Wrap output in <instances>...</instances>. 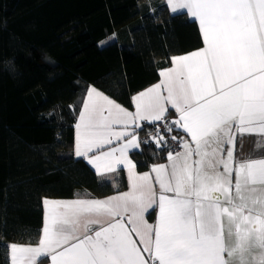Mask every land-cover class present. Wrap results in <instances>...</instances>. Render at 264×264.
<instances>
[{
    "label": "snow or ice",
    "instance_id": "6c2138e0",
    "mask_svg": "<svg viewBox=\"0 0 264 264\" xmlns=\"http://www.w3.org/2000/svg\"><path fill=\"white\" fill-rule=\"evenodd\" d=\"M168 4L198 20L205 47L173 57L161 82L132 98L134 112L89 89L75 125V156L99 174L123 165L129 190L52 204L38 246H9L12 264H264V159L234 158L237 135L264 134V0ZM144 121L190 137L171 136L182 151L152 167L154 180L128 156ZM165 135L154 137L161 150ZM155 207L153 225L145 214Z\"/></svg>",
    "mask_w": 264,
    "mask_h": 264
},
{
    "label": "trees",
    "instance_id": "16d2710c",
    "mask_svg": "<svg viewBox=\"0 0 264 264\" xmlns=\"http://www.w3.org/2000/svg\"><path fill=\"white\" fill-rule=\"evenodd\" d=\"M202 45L198 22L164 0H0V264L10 244L38 242L44 198L126 188L123 170L98 175L74 156L88 86L131 107L172 56ZM143 141L131 153L138 169L167 158V146Z\"/></svg>",
    "mask_w": 264,
    "mask_h": 264
},
{
    "label": "crops",
    "instance_id": "0c3cea01",
    "mask_svg": "<svg viewBox=\"0 0 264 264\" xmlns=\"http://www.w3.org/2000/svg\"><path fill=\"white\" fill-rule=\"evenodd\" d=\"M164 1L167 4V6L170 9V11H172L171 10V7L168 4V0H164ZM178 11H185L186 12V10H177L176 12H178ZM188 16L190 18H192V19H195V18L191 17L190 14H188ZM196 21L198 22V20H196ZM198 25H199V22H198ZM202 39H203V37H202ZM204 47H205V45L203 43V45L201 47H199V48L190 50V51L185 52V53H182V54L174 55V56H172V58L173 57H176V56L183 55V54H188V53H191V52L196 51V50L203 49ZM172 58H171L170 64L167 67H164V68L160 69V71L161 70L168 69V68H171L173 66L172 65ZM160 71H159V73H160ZM162 79L163 78L159 75L158 81H156L155 83L151 84L150 86H148V87H146V88H144V89L136 92L135 94L132 95V98L134 96H136L138 93L147 90L149 87H152V86L160 83ZM89 89H93L95 91L100 92L101 94L107 96L109 99H112L115 103L120 104L123 108H125L128 111H131V112H134L135 111V105H134V102H133V99L132 98H131V104H132V106L131 107H126V106L122 105L121 103H119L118 101H116L113 98H111L110 96H108L107 94H105L104 92H102L101 90H99L98 88H96L95 86L90 85L86 89V93H85V96L83 98L81 108H80V110L78 112V115H77V118H76V121H75V125L78 122L79 113H80V111L83 108V103H84L85 99H87V93H88ZM170 112L172 113L171 114V117H170V122H171V121L175 120L178 117V114L176 113V111H175L174 108H172L171 106H168V111L166 112V116L165 117H167L168 113H170ZM75 125H74V143H73L74 156H75L74 144H75V137H76V132H77V129H76ZM144 125H151V123H149L147 121H144V122H142V127ZM139 130L140 129H137V137H138V140L141 141V136H140ZM178 138H184V139H187V140L190 141V137H187L186 134L182 130L178 132ZM154 141H155V139H154ZM155 144L157 145L156 141H155ZM241 145H242V148H241ZM112 146L113 147L117 146L116 143H115V141L113 142V145ZM139 149H132L128 153L129 159H131L132 162L135 165H136V162L131 157V153L132 152H135V151H138ZM180 151H182V148H180V150L177 151V152H180ZM172 153H176V152H172ZM225 155H226V152H225ZM75 157H77V156H75ZM79 158H83V157H79ZM234 158H235L236 161H239L241 158H243L245 160H248V159H264V134H259V133H253L251 135L246 134V135H244V137H243L242 140L239 137V135H237V137H236V147H235ZM83 159L90 166V168L96 174H98V175L113 177V176H116V174H118V172H120L121 170H123L124 171V174H125V177H126V183H127L126 188L124 190H122V191H118V192H115L113 194H110V195H107V196H103V197H84V196H77V197H71V198H44L43 199V223H42V229H41L40 239L38 240L37 243H34V244H24V243H15V244L21 245V246H27V247H36V246L39 245V242H40V240L43 237V228H44V226L49 221V213L51 211V205L52 204L68 203V202H73V201H77V200H84V201H88V200H103V199H106L108 197L115 196L118 193H123V192H126V191L129 190V174H128L127 168H125L123 165L117 166V170L115 172L106 173V174H99V173H97L95 171V168L87 162V160L85 158H83ZM167 163H168V159L166 158L164 161H160V162L153 163L147 169H143V170L138 169V167L136 165L134 171L137 174L149 173L150 176L152 177V179L154 180L155 179V173H153L151 171L152 167L154 165L167 164ZM234 180H235V177L233 175V183H234ZM155 188H156L157 194H159V191H160L159 190V185L158 184L155 185ZM45 200L48 201L47 204L44 203ZM158 212H159L158 207H155L154 209L149 210V212L145 214V220L149 224H153L154 225L157 222V219H158ZM133 238L136 239L137 241L139 239L138 237H135L134 234H133ZM142 247L143 246L141 245V248ZM144 256H145L146 259H149L147 253H144ZM9 262H10V264H12V254H11L10 247H9ZM37 264H51L50 257L45 256V257L38 258Z\"/></svg>",
    "mask_w": 264,
    "mask_h": 264
},
{
    "label": "built area",
    "instance_id": "2783aa9c",
    "mask_svg": "<svg viewBox=\"0 0 264 264\" xmlns=\"http://www.w3.org/2000/svg\"><path fill=\"white\" fill-rule=\"evenodd\" d=\"M165 119L169 122V120L167 118H165ZM157 127H163V122H157L156 124H153L150 134L149 135L142 136L141 138L143 140H149V139H154V137L157 134L165 135L164 133H157L156 132ZM171 136H175L174 133H171V135H165V139L167 140V144L165 146H167V148L171 152H177V151L180 150L181 146L179 144L175 143L171 139Z\"/></svg>",
    "mask_w": 264,
    "mask_h": 264
},
{
    "label": "rangeland",
    "instance_id": "374dc122",
    "mask_svg": "<svg viewBox=\"0 0 264 264\" xmlns=\"http://www.w3.org/2000/svg\"><path fill=\"white\" fill-rule=\"evenodd\" d=\"M111 38H112V37L106 38V39L102 40L100 43H101V44H104V43H106L108 40H110Z\"/></svg>",
    "mask_w": 264,
    "mask_h": 264
},
{
    "label": "bare ground",
    "instance_id": "6f19581e",
    "mask_svg": "<svg viewBox=\"0 0 264 264\" xmlns=\"http://www.w3.org/2000/svg\"><path fill=\"white\" fill-rule=\"evenodd\" d=\"M166 118V117H165ZM168 119V118H167ZM169 120V122H170V119H168ZM158 135H161V134H157L156 136H158ZM155 136V137H156ZM178 137V136H177ZM142 139V138H141ZM152 140H154V139H152ZM169 152H171L170 150H169Z\"/></svg>",
    "mask_w": 264,
    "mask_h": 264
}]
</instances>
